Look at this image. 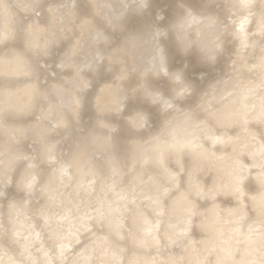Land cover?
<instances>
[{"label": "bare ground", "instance_id": "1", "mask_svg": "<svg viewBox=\"0 0 264 264\" xmlns=\"http://www.w3.org/2000/svg\"><path fill=\"white\" fill-rule=\"evenodd\" d=\"M62 1L0 0V31L8 36L14 34L3 46L16 44L20 39L17 31L21 30L23 21L33 16L29 19L31 43L29 38L26 43L46 48L50 42H56L54 47L46 49L47 54L41 55L50 59L52 51L58 47L59 38L74 35V26L77 29L85 27V20L82 22L77 17L87 19L91 13L88 5L80 6V0H65L67 4L76 6L70 11L73 13L71 18L58 24L63 12L55 5ZM155 2L152 1L150 7L140 14H149L154 18L151 24L157 26L156 21L169 15L162 8L167 4L172 7V4L165 0L156 9ZM189 2L191 5L187 4V8L190 13L187 15L186 9L173 21L182 26L181 35L190 48L182 52V57L173 55L172 51L170 55V62L183 71L184 81L179 88H175L181 75L177 77L178 73H173L174 70L158 78L170 91L160 92L161 97L153 98L160 113L158 126L154 129L157 133L145 140L141 134L131 131L128 121L118 124L110 120L112 115L105 118L110 120L109 125L101 124L98 127L89 128V118H81L76 124L67 123L64 127L67 130L62 132L60 138L62 142L72 139L73 145H79L74 146L73 151L86 153L90 148L93 152L104 147L109 150V160L113 162L120 158L117 153L129 145L132 154L138 156L121 160L123 164L119 160L121 166L115 179L98 191L95 211L80 212V217L74 221L66 213L58 215L56 227L50 232L56 249L52 250L50 244L41 239L40 231H33L37 229L28 224L30 228L25 232L26 237L19 241V254L22 256L5 248L4 251L0 250V264H55V259L60 260L61 264H264V0ZM200 17L204 21H200ZM196 20L199 21L194 23ZM58 28L61 37L59 33L55 34ZM117 29L118 25L114 29L104 28L101 37L108 33L113 35ZM111 42L105 43L102 50L111 53V49L126 58L127 45L117 47L116 42ZM170 42L173 46L171 50L180 49L179 41L171 39ZM114 47L116 49L113 51ZM201 48L215 57L216 65L201 69L204 73L198 75L199 71H195L194 66L202 59L198 50ZM71 53L76 54L78 59L80 52L73 48ZM38 54L33 57L37 61L25 60L27 65L33 69L34 63H44L45 68L41 70L43 77L47 73H54L49 59L37 57ZM70 57L64 55L65 61ZM25 61L7 60L8 63H3V66L6 65L4 69L7 68L9 72L12 69L25 70ZM171 66L167 59L163 67ZM105 71L102 67L99 70ZM41 73L40 76L36 75L37 79H41ZM94 77L96 81V74ZM156 77L151 79L157 80ZM80 78H86L84 72ZM86 79L92 80V75ZM68 85L71 87V84ZM188 85L194 88L189 89L193 93L182 97ZM106 86L103 85L101 89ZM217 86H220V90L214 92ZM112 94L107 100L109 103L115 99V92ZM16 99L13 105L4 106L5 112L1 113L4 115L1 118L15 123L16 133L21 134L26 132L22 131L25 127L13 117L10 108H24L31 104L22 95ZM161 100L168 104L163 109L159 106ZM62 101L64 103V99ZM60 109L59 114L63 116L64 111ZM100 111L104 115L107 113L105 107ZM118 125L121 126L117 133L115 128ZM41 127L45 126L40 124ZM35 128L37 130L38 127ZM53 132L49 129L45 133L47 135H41L43 141L28 132L32 141L36 139L37 155L40 157L24 149V155L30 157L31 161L27 162L29 166L24 167L19 177H22L20 180L24 182L27 193V186L34 178L37 179L43 162L54 161L40 182L41 186L51 176L53 180H59L60 175L66 174L62 142L54 138L56 133ZM64 133L65 140L62 139ZM86 141H90V145L81 150V145ZM95 154L96 151L90 154L93 163L90 170L87 173L78 171V180L72 188L74 193H84L86 198L93 190L95 170L98 168L99 159H95ZM80 155L71 157V161ZM14 157L12 155L11 158ZM136 162L138 169L135 170L131 186L117 189L116 179L123 177L125 165L130 163V166H136ZM7 167L10 168V165ZM88 173L89 176L86 175ZM66 177L67 180L70 178ZM26 199L22 197L21 202ZM48 214L49 211H46L43 216L49 218ZM88 229H91V238L75 255L70 256L74 242ZM22 231L19 227L13 229L19 236ZM37 239L40 242L35 244ZM2 244L3 241H0V246ZM31 244H35L40 252L35 254Z\"/></svg>", "mask_w": 264, "mask_h": 264}, {"label": "water", "instance_id": "2", "mask_svg": "<svg viewBox=\"0 0 264 264\" xmlns=\"http://www.w3.org/2000/svg\"><path fill=\"white\" fill-rule=\"evenodd\" d=\"M152 1H156V9H159L160 4L165 0H80V6H85L86 4L91 11L87 19L86 17L76 16L77 19L82 22L85 20V27H78L79 30L74 26V35L68 34L65 39L59 38L57 40V42H59L58 47L55 48L54 52L52 51L50 59L44 58L41 55H43L42 53L47 54L48 52L46 49H48L49 46L54 47L56 42H50L49 46L46 48H38L30 44V39L32 37L30 31L32 29L29 27L31 24H29V19L33 18V16L23 21L24 25L21 26L20 31H17L20 39L16 44L12 43L9 47L3 46L4 42L10 40L14 34L8 36L0 31V116H4L1 114L5 112L4 106L6 107L7 104L10 106L13 105L18 96L22 95L23 99L31 101L28 102L31 104L30 106H24V104H26V102H24V108H10L13 117L21 121V124L25 127L22 131L26 132L21 134L16 133L15 123L10 120L5 121L2 118L0 119V196L8 194L7 196L20 198V202L22 197H26L27 199L21 202V205L27 209L40 204L44 197H52V187L57 186V189H59L68 181L64 172L59 176V180H53V176H51L50 180L46 181L41 189L38 190L37 186L45 178V175L54 163V161H47L40 165L41 169L37 179L34 178V181L30 184L31 186H27L29 187L28 193L25 191L26 187L23 185L24 182L20 180L22 177L19 176L22 174L24 167L29 166L27 162H30L31 158L24 155V149L31 152L34 156L40 157V155H37L39 150L37 149L38 144L36 139L32 141L28 136V132L32 133V136L35 135L37 139L43 141V139H40V136L47 135L45 134L46 131L51 129V131H54L53 133H56L55 135L52 134L51 138L54 135V138L61 141L60 136L62 132L67 130V128H64L67 123L70 124L72 122L73 124L74 122V124H76L81 118H89L87 120L89 128L93 126L98 127L101 126V124L109 125L108 123L110 120H114V122L118 124L128 121L131 131L141 134L145 140L150 139L151 134L154 135L157 133L154 132V129L158 126L157 120L158 114L160 113L155 106L157 102H155V100L153 101V98H159L163 92L169 93L170 91L168 89L169 87L163 85L162 81H159L158 78L163 77V74L167 75V71L171 73V70H174L173 73H178L177 77L181 75V80L176 82L177 87L175 86V88H179L182 81H184L183 71H181L179 66H176L177 64H172V62H170V55L173 52V55L179 54L182 57V52L184 53L190 48L181 35L182 26L173 21L179 13L185 12L186 9L188 10L186 14L188 15L190 13L189 8H187V4H190V2L189 0H182L181 2H176L174 0L170 3L172 0H166L169 4H172V7L167 4L162 10H166V14L169 15L165 16L160 21H156L155 23L158 24L156 26L154 23L151 24V20L154 18L149 17V14H140L141 11L150 7ZM70 4L72 3L67 4L66 1L63 0L58 5H55L60 12H63L58 24L64 23L73 15L70 11L73 10L76 5L71 6ZM74 4L77 3L74 2ZM194 4L195 8H197L196 3ZM146 11H144V13H146ZM200 19V21H204L203 17H200ZM198 21L199 20H196L194 23ZM217 22L220 23L219 21ZM1 25L0 22V26ZM11 25L13 26V23ZM116 25H118V29L115 33L113 32V35L105 33L107 35L103 34L101 37L100 33H103L104 28L108 30L114 29ZM99 28H103V30ZM183 28L185 27L183 26ZM60 29L62 30V28ZM60 32L58 28L55 34L59 33V37H61L62 34H60ZM28 38L30 43L27 45L26 40ZM171 39H173L174 42L179 41L181 43L179 50H171V48H173L170 42ZM109 40L116 42L117 47L127 45L129 50L127 49L128 54L126 58L112 52L111 49V53L103 51L105 43H112ZM73 48L77 53L80 52V55L78 54V59H76V54L74 55L71 53ZM115 49L114 47L113 51ZM198 50L202 54V59L199 63L195 64L194 70L199 71L198 75H200L204 73L201 69L213 67L216 64L214 56L208 55L203 48ZM37 53H39L37 57H41L45 60L49 59V64L54 69V73H47V75L43 77V72L41 73V70L45 68L44 63H34V70L27 65L26 61L29 62L31 59L37 61L33 59ZM64 55L71 57L65 61ZM22 59L23 61L26 60L25 64L27 69H12L11 72L7 71V68L4 69L6 65L3 66V63H6L7 60L21 63ZM167 59L169 60V65L171 63L172 66L165 68L163 65ZM189 65L186 64V66ZM101 67L106 71L99 72ZM38 70H40L39 74L41 73V79L36 78V75L40 76L37 74ZM83 72L86 78L92 75V80L80 78ZM95 74L97 76L96 81H94ZM155 77L157 80L151 79ZM68 84H71V87ZM103 85L107 86L101 89ZM191 88V85H188L185 88L186 90L183 91L184 93L177 92V94L183 93L182 97L188 96L190 93H193V91H189ZM192 89L194 90V88ZM219 90L220 86H217L214 92H218ZM113 91L115 92L113 96L115 99L109 103L107 100L111 98ZM63 99L64 103L62 101ZM160 102L161 104L159 106H161V109H163V106L166 107L168 105L165 100L163 102L161 100ZM60 107L64 111L63 116L59 114L61 110ZM101 107H105V111H107L105 115L100 111L102 109ZM137 111H139L137 115L134 114ZM128 113H133V115H127ZM57 114L59 116H57ZM109 115L113 117H111L110 120L105 119L109 117ZM100 119L102 120L100 121ZM40 124L45 127L40 128ZM2 125H6V127L4 126V128ZM36 126L38 127L37 130L35 128ZM120 126L121 125L116 126L115 132L118 133L120 131ZM58 131L61 133H57ZM48 138L49 137H47V140ZM62 139H67L65 133ZM71 140L61 141V153L63 152L62 156L64 159H70L73 156L81 154L78 150H72L74 146L79 145H73ZM88 144L90 145V141H86V144L83 143L80 149H87L89 146ZM91 149L92 148L88 149L89 156H91V153L94 154L95 151L97 152L94 157L95 159H99L98 168L111 162V160H109L108 149L105 150L106 148L104 147L100 149L97 148L93 152ZM130 149L128 145L121 153L118 151L119 153H117V156L120 157L119 159L126 160L128 157H134L135 155L132 154L133 152L132 150L130 151ZM112 152L116 154L113 149ZM137 152L140 153L139 150ZM12 155H15V157L11 158ZM136 163L134 164L136 166H130V163H128V165L126 164L127 166L125 165L123 176L129 171L137 170L138 163ZM8 165H10V168L7 167ZM4 171H6V173H4ZM145 177H147V175ZM146 181L147 178L145 179V182ZM53 182H55V184L51 187ZM21 185H23L24 188ZM73 194L75 195L74 192ZM9 213L11 217L9 224L6 228H0L3 229L0 231V241H5V239L8 240L9 245L12 246L15 253L19 254V241L26 236H22V232L20 236L13 232V229L16 227H22L16 220H12L14 218L13 211L10 210ZM42 219L43 227L46 228L45 226H47L48 228L49 222L45 217ZM28 224H31L32 228L34 227L32 221L28 220L26 223L24 222L25 229L28 230L30 228ZM33 231L38 232V230L35 229H33ZM49 238L51 241L49 246H51L52 250L56 249L57 246L53 243L54 240L50 234ZM41 239H43L42 235ZM79 240H76L74 245H76ZM39 242L40 240L37 239L35 244ZM35 244H31V249L37 254L40 252V249H38ZM98 249L99 247L97 250ZM20 255L21 254L18 256ZM94 260H97V258H94ZM54 261L55 264H61L58 259Z\"/></svg>", "mask_w": 264, "mask_h": 264}, {"label": "rangeland", "instance_id": "3", "mask_svg": "<svg viewBox=\"0 0 264 264\" xmlns=\"http://www.w3.org/2000/svg\"><path fill=\"white\" fill-rule=\"evenodd\" d=\"M4 126L6 127V125H2V127ZM119 160L120 159H114L113 162L105 164L103 167L97 168L95 170V179L93 180V185H94L93 190L91 194L88 195V197L86 198L83 195L84 193L81 192L77 194L75 193L74 195L72 188H74L75 182L78 180V171L83 170V172L87 173L90 170L91 166L93 165L88 152L81 153V155L75 158V160L73 161H71V159L65 158V163H67L66 175L70 176V178L68 179L67 183L63 185V187L59 189H57V186L52 187L53 196L49 198H47L48 196L44 197L43 201L40 204H38V207L33 206L34 208L32 207L26 209L24 208L23 205H21L20 200L16 199V197L7 196L8 194L4 196H0V228L7 227L11 219L9 212L10 210H12L14 213V218L12 220H16V222H18L20 226L23 228L22 236H25L26 235L25 232L27 231V229H25L24 222L26 223V221L31 220L34 227L38 231H40L42 238L45 240L46 243L49 244L50 243L49 234L51 230L56 227L55 222L56 219L59 218L58 215H60L61 213L64 214V212L66 211L67 216H69L71 220L74 221L77 219V217H80V212L91 213L96 210L95 207L97 205L98 191L100 190V188H102V186L108 185L112 179H115L119 166H121V163L123 164V161L120 160L121 161L120 163ZM114 163H116V165ZM89 174L90 173L86 175L89 176ZM134 175H135V171H129L121 179H118L117 177L116 179L117 189H120L121 187L131 186V183L134 180ZM41 187L42 186L39 184L37 186V189L40 190ZM74 200L75 203H73ZM66 205H71V207L66 208ZM64 207H65V211H64ZM34 209L36 210V213ZM46 211H49L48 215L50 216L49 218H46V220L49 222L48 228L47 226H45L46 228L43 227V219H42L44 217L43 214ZM90 236H91V229L83 231L80 240L77 242L78 245L76 244L73 246L70 252V256L75 255L80 249V247H82V245H84L85 242L89 240V238H91ZM5 248L12 252L14 251L12 246L9 245V242L6 239L5 241H3V244L0 246V250L4 251Z\"/></svg>", "mask_w": 264, "mask_h": 264}]
</instances>
